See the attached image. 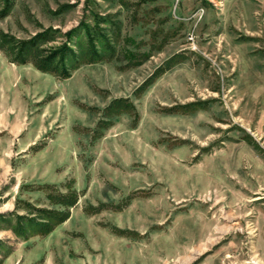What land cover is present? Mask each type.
<instances>
[{
  "label": "rangeland",
  "instance_id": "rangeland-1",
  "mask_svg": "<svg viewBox=\"0 0 264 264\" xmlns=\"http://www.w3.org/2000/svg\"><path fill=\"white\" fill-rule=\"evenodd\" d=\"M46 31L67 78L0 49V264H264V0H0V33Z\"/></svg>",
  "mask_w": 264,
  "mask_h": 264
},
{
  "label": "trees",
  "instance_id": "trees-1",
  "mask_svg": "<svg viewBox=\"0 0 264 264\" xmlns=\"http://www.w3.org/2000/svg\"><path fill=\"white\" fill-rule=\"evenodd\" d=\"M97 30L93 32L89 29V26L81 27L84 36L86 37V47L87 54L90 56L98 57L97 49L94 46V43H98L100 47L105 52L114 53V48L110 45L109 40L100 33L98 25L96 24ZM78 29H72L66 32L63 36L66 38L67 42L71 39L73 34L77 32ZM46 32H42L36 35L34 38L25 41H16L13 38L0 33V49L3 53L9 58L12 63L21 65L30 63L35 69L43 73H49L51 75L57 76L58 78L64 79L70 75V71L73 70L69 68L65 62L66 56L71 55L72 57L75 53L71 48L64 42L60 46L55 48L45 50V54H39V49H37L36 40H45ZM37 40V41H38ZM32 53V54H31ZM127 57L131 60H135L137 57L132 51L126 52ZM32 55V58L29 55ZM141 60L134 61L133 65L137 66L140 62L146 59L147 55L142 53ZM75 57H73L74 59ZM57 200L55 204H63L65 207H72L77 199V196L72 193H67L64 195L56 196ZM36 212H39L44 215H41L39 218L40 222L35 223L39 229L38 235H45L49 233L55 226L64 222L68 218V211L64 212H52V211H43L41 209H35Z\"/></svg>",
  "mask_w": 264,
  "mask_h": 264
},
{
  "label": "crops",
  "instance_id": "crops-1",
  "mask_svg": "<svg viewBox=\"0 0 264 264\" xmlns=\"http://www.w3.org/2000/svg\"><path fill=\"white\" fill-rule=\"evenodd\" d=\"M234 161H236V162L241 161V159H237L235 157L234 159L231 160V162H234ZM259 224H260V228L257 231V233L255 234L254 243H256V246L259 248L260 252L263 253L264 252V218L260 220ZM249 259H250V261L245 260L244 262L249 263V264H261L262 263L261 259H259V260L255 259V258L254 259L249 258Z\"/></svg>",
  "mask_w": 264,
  "mask_h": 264
}]
</instances>
